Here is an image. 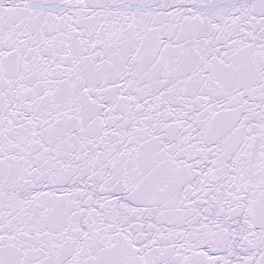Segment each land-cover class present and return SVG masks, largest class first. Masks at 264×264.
Returning <instances> with one entry per match:
<instances>
[{"label": "snow or ice", "instance_id": "obj_1", "mask_svg": "<svg viewBox=\"0 0 264 264\" xmlns=\"http://www.w3.org/2000/svg\"><path fill=\"white\" fill-rule=\"evenodd\" d=\"M0 264H264V0H0Z\"/></svg>", "mask_w": 264, "mask_h": 264}]
</instances>
